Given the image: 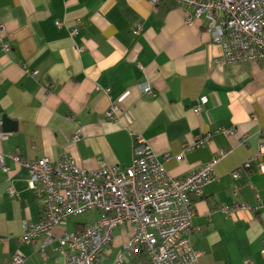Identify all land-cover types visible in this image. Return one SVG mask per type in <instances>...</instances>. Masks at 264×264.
<instances>
[{
    "label": "crops",
    "instance_id": "obj_1",
    "mask_svg": "<svg viewBox=\"0 0 264 264\" xmlns=\"http://www.w3.org/2000/svg\"><path fill=\"white\" fill-rule=\"evenodd\" d=\"M206 28L174 0H0V122L16 124L0 127V264L17 253L26 264H64L60 239L99 218L56 228L51 245L25 243L42 200L12 155L125 171L139 138L174 179L217 160L218 180L190 195L198 264H264V61L223 66ZM132 233L116 229L101 264H149L144 251L125 250Z\"/></svg>",
    "mask_w": 264,
    "mask_h": 264
},
{
    "label": "built area",
    "instance_id": "obj_2",
    "mask_svg": "<svg viewBox=\"0 0 264 264\" xmlns=\"http://www.w3.org/2000/svg\"><path fill=\"white\" fill-rule=\"evenodd\" d=\"M147 1L157 5V0ZM174 1L182 9L192 11L194 19L206 20L212 42L222 47L219 63L223 66L264 61V0ZM134 29L140 32L141 26ZM72 35L76 36L77 30ZM104 92L109 94L110 90ZM141 93L154 94L149 85H144ZM118 112L112 109L108 117L113 120ZM224 134L233 139L235 131ZM262 137L264 148V134ZM81 140L82 133L77 129L73 142ZM11 159L28 171L29 187L42 200V222L25 227V243L46 237V245H51L56 228L95 212L99 214L95 223L60 239L55 252L64 257V264H101L115 230L123 226L133 232L125 245L128 253L142 250L150 264H198L199 254L190 242L195 219L190 195H200L218 180L214 174L216 159L184 179H174L141 138L134 147L132 164L125 171L104 166L98 173H88L67 157L54 163L46 159L21 161L18 155ZM3 160L0 155V167ZM234 179L240 177L235 174ZM234 194L237 196V192ZM9 198L18 199L13 189H9ZM11 264H26V258L17 253ZM244 264L254 262L248 259Z\"/></svg>",
    "mask_w": 264,
    "mask_h": 264
},
{
    "label": "water",
    "instance_id": "obj_3",
    "mask_svg": "<svg viewBox=\"0 0 264 264\" xmlns=\"http://www.w3.org/2000/svg\"><path fill=\"white\" fill-rule=\"evenodd\" d=\"M1 122L4 124V126H5L6 128L8 127V125H9L10 123H12V122L8 121L7 118H3ZM12 125H14V128H13V129H10L11 131H9V132H16V124H15V123H12ZM5 130H7V129H5Z\"/></svg>",
    "mask_w": 264,
    "mask_h": 264
},
{
    "label": "rangeland",
    "instance_id": "obj_4",
    "mask_svg": "<svg viewBox=\"0 0 264 264\" xmlns=\"http://www.w3.org/2000/svg\"><path fill=\"white\" fill-rule=\"evenodd\" d=\"M86 218H87V221L89 220V217H88V215H83V216H80V217H78L77 219L78 220H83V221H85L86 220ZM90 218H92V216H90ZM89 221H91V220H89ZM84 224H87V222L85 223L84 222Z\"/></svg>",
    "mask_w": 264,
    "mask_h": 264
},
{
    "label": "trees",
    "instance_id": "obj_5",
    "mask_svg": "<svg viewBox=\"0 0 264 264\" xmlns=\"http://www.w3.org/2000/svg\"><path fill=\"white\" fill-rule=\"evenodd\" d=\"M147 257V256H146ZM150 264V263H149Z\"/></svg>",
    "mask_w": 264,
    "mask_h": 264
}]
</instances>
